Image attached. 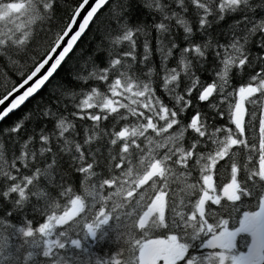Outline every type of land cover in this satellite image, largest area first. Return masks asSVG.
I'll return each instance as SVG.
<instances>
[{
  "label": "snow or ice",
  "instance_id": "1",
  "mask_svg": "<svg viewBox=\"0 0 264 264\" xmlns=\"http://www.w3.org/2000/svg\"><path fill=\"white\" fill-rule=\"evenodd\" d=\"M5 101L0 264H264V0H0Z\"/></svg>",
  "mask_w": 264,
  "mask_h": 264
},
{
  "label": "trees",
  "instance_id": "2",
  "mask_svg": "<svg viewBox=\"0 0 264 264\" xmlns=\"http://www.w3.org/2000/svg\"><path fill=\"white\" fill-rule=\"evenodd\" d=\"M44 91H46V89L44 90ZM44 91H42L41 93H40V95H44ZM38 98V97H37ZM33 103V101H29V102H27L24 106H22V108L21 109H19V110H17L16 112H14V114H12L8 119H9V121L10 120H12V119H15L16 117H19L20 115H21V113L26 109V108H28V107H30L31 106V104ZM6 123H7V121H6ZM217 179V177H214V181Z\"/></svg>",
  "mask_w": 264,
  "mask_h": 264
},
{
  "label": "water",
  "instance_id": "3",
  "mask_svg": "<svg viewBox=\"0 0 264 264\" xmlns=\"http://www.w3.org/2000/svg\"><path fill=\"white\" fill-rule=\"evenodd\" d=\"M20 91H23V89H21ZM14 95H16V94H14ZM11 99H12V97H9V101ZM9 101H5L4 105H0V109H2L4 106H6Z\"/></svg>",
  "mask_w": 264,
  "mask_h": 264
}]
</instances>
